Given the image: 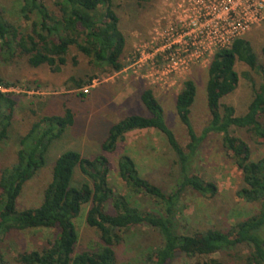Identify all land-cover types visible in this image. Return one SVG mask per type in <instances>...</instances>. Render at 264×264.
Instances as JSON below:
<instances>
[{"label":"trees","instance_id":"1","mask_svg":"<svg viewBox=\"0 0 264 264\" xmlns=\"http://www.w3.org/2000/svg\"><path fill=\"white\" fill-rule=\"evenodd\" d=\"M48 1L23 0L21 14L30 22L28 28L10 20L0 5L2 62L24 61L31 68L48 65L60 71L68 62V53L75 48L96 69L124 68L127 37L114 0H51L53 9ZM237 62L247 64L261 77V83L254 85L246 111L240 115L234 105L223 102L238 88ZM207 71L210 119L200 133L191 119L197 95L195 80H184L176 96L178 116L187 128L185 145L167 125L164 107L151 86L140 93L148 114L122 118L110 126L102 141L103 152L113 153L132 131L154 129L162 133L178 167V179L170 191L142 176L134 158L122 154L118 172L129 195L119 194L110 184V160L106 154L90 158L68 150L56 159L42 203L21 208L19 199L24 187L45 167L52 142L75 123L76 113L68 103L82 102L89 94L80 91L63 100L62 111L56 108L60 101L50 99L40 104L43 108L54 104L49 111L40 114L42 108H31L29 112L35 120L18 138L15 161L0 168V264H117L116 248L127 243L132 232L144 228L155 232L159 241L138 246L135 261L139 264H172L181 255L195 260L194 264H229L225 256L239 247L248 250L244 257L247 264H264V154L254 158L249 142L237 133L243 131L252 139L264 141V64L251 41L243 37L230 48L218 50ZM81 75L79 71L68 79L69 89H81L97 78L94 70ZM10 79L0 76V87H13L15 82ZM20 110L15 94L0 91V144L10 138ZM212 135L221 136L226 154L242 172L237 196L258 205V211L225 229L180 231L184 194L192 191L213 198L219 192L216 182L193 171L195 158ZM78 170L85 176L81 183L74 181ZM139 196L151 199L154 208L146 209ZM83 206L85 221L96 232L97 242L76 253L80 236L75 219ZM33 230L52 231L53 235L42 246L23 249L10 257L12 237Z\"/></svg>","mask_w":264,"mask_h":264},{"label":"rangeland","instance_id":"2","mask_svg":"<svg viewBox=\"0 0 264 264\" xmlns=\"http://www.w3.org/2000/svg\"><path fill=\"white\" fill-rule=\"evenodd\" d=\"M164 1L166 0H114L127 37V47L122 57L124 69L121 71L96 69L91 66L89 58L75 48L68 53V62L60 71H54L48 65L31 68L24 61L7 64L0 59V76L11 78L10 80L15 82L16 90L9 93L18 97L19 110L24 109L17 113L10 138L0 144V168L15 161L18 138L35 120L29 112L31 108L36 110L42 108L39 110L40 114L49 111L54 108V104L46 108L40 104L50 99L60 101L56 108L62 111L63 100L71 99V95L81 91L76 88L69 89L68 79L79 71L81 76H84L94 70L97 76L96 81L89 87L87 93L89 96L86 99L82 102L68 103L76 113L75 123L68 127L60 138L52 142L46 155L45 167L24 187L19 199L21 208L37 207L42 203L44 190L52 178L56 159L68 150L78 151L90 158L106 154L110 160V184L119 194L129 195L128 188L118 172V160L122 154H129L134 158L142 176L166 190L172 189L178 179V167L174 163L175 154L162 133L154 129L132 131L115 152L104 153L102 150V141L112 124L128 115L148 114L140 95L145 87L151 86L155 90L159 102L164 107L166 123L175 132L182 145L188 141V136L187 128L177 113L176 96L187 78H193L197 85V95L191 113L196 131L200 133L210 119L206 89L208 65H193L186 76H169L161 71L150 72L149 59L144 61L146 63L139 64L140 59L147 58L142 57L139 51L140 45L149 39ZM48 4L52 9L54 8L51 0ZM0 5L10 20L25 28L29 27L30 22H27L21 14L23 0H0ZM245 38L251 41L259 61L264 64V24L254 28ZM236 70L240 75L238 88L226 96L223 102L234 105L237 114L240 115L246 111L253 96L254 85L261 83V77L243 62L236 63ZM237 133L249 142L254 158L264 154L263 140L252 139L243 131ZM195 159L194 173L206 180L216 182L219 192L213 198H204L187 191L181 202L183 212L179 218L180 231L194 232L209 227L225 229L258 211V205L247 203L236 194L242 185V172L226 154L221 136H210ZM74 179L76 183H81L85 180V176L78 170ZM138 200L146 209L154 208V203L148 197L139 196ZM84 216L86 217V206H83L81 214L75 219L80 236L76 253L77 250L94 247L97 242L96 232L86 223ZM52 235L53 232L47 230H33L14 235L10 240L12 244L10 257L23 249L42 246ZM157 241H159L157 234L148 228L132 232L130 238H127V243L116 248L117 264H139L135 261L138 246L145 247ZM247 254L246 247H239L227 254L225 259L229 264H247L244 260ZM194 263L195 260L181 255L172 264Z\"/></svg>","mask_w":264,"mask_h":264},{"label":"built area","instance_id":"3","mask_svg":"<svg viewBox=\"0 0 264 264\" xmlns=\"http://www.w3.org/2000/svg\"><path fill=\"white\" fill-rule=\"evenodd\" d=\"M262 24L264 0H166L149 39L140 45L147 58L139 64L149 59L152 73L186 76L193 65H209L218 50ZM96 79L80 90L88 93ZM15 90L0 87L5 93Z\"/></svg>","mask_w":264,"mask_h":264}]
</instances>
